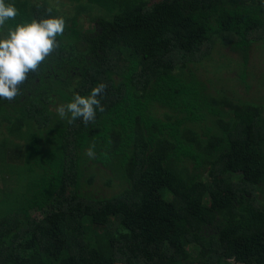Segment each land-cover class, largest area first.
Masks as SVG:
<instances>
[{
    "label": "trees",
    "instance_id": "obj_1",
    "mask_svg": "<svg viewBox=\"0 0 264 264\" xmlns=\"http://www.w3.org/2000/svg\"><path fill=\"white\" fill-rule=\"evenodd\" d=\"M63 1L0 0V264H264V105L192 68L264 0Z\"/></svg>",
    "mask_w": 264,
    "mask_h": 264
},
{
    "label": "rangeland",
    "instance_id": "obj_2",
    "mask_svg": "<svg viewBox=\"0 0 264 264\" xmlns=\"http://www.w3.org/2000/svg\"><path fill=\"white\" fill-rule=\"evenodd\" d=\"M49 1L50 5L54 8H57L59 12L67 19L68 16H71L72 18L76 15H79L78 18H80L81 24H88L85 22L86 19H90L91 17V13L88 10L78 12L81 9L72 8L70 3L65 4L63 0ZM0 26L2 27L0 29V40L7 43L5 44L6 46L14 48L13 43H15V37L8 33H5L6 26L3 27L2 24H0ZM35 43V41H32L31 43V46L33 48H35ZM241 62V58L237 53H233L227 48L218 47L214 50V52H212L209 58H203L200 63H197L192 68L194 69V73L196 74L197 79L201 82L203 89L207 90V92L209 89V92L216 95L217 91L222 89L224 90L226 88L229 97H232L234 99H243L254 105H264V84H261L260 82L261 77L264 79V51L253 50L251 59L246 68L248 77L245 80V84L241 81L240 78V75L243 73L238 68V65L241 64ZM226 63H230V67H226V69H223L222 65L226 66ZM243 71H245V69H243ZM247 86H250V89H247ZM261 111L264 114V108L261 109ZM162 113L163 111L161 112V114ZM200 175H203L205 179L208 178V174ZM11 181V185H9V188L11 190L21 193L26 191L27 181L25 179L23 180L13 177L11 178ZM0 186L2 188L1 181ZM262 198L264 199V193H262ZM228 215L229 213L227 212H221V216L223 217ZM188 251L194 254L192 247L189 248Z\"/></svg>",
    "mask_w": 264,
    "mask_h": 264
}]
</instances>
